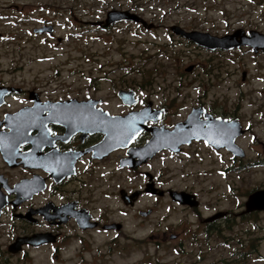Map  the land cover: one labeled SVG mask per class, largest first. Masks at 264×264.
<instances>
[{
  "label": "flooded vegetation",
  "instance_id": "flooded-vegetation-1",
  "mask_svg": "<svg viewBox=\"0 0 264 264\" xmlns=\"http://www.w3.org/2000/svg\"><path fill=\"white\" fill-rule=\"evenodd\" d=\"M255 1L258 0H250L252 5L262 3ZM260 20L264 21V14ZM149 22L154 25L153 29L147 30L149 32L161 27L158 22ZM46 25L49 24L44 23L41 27ZM249 26L242 25L220 36L207 30L179 27L188 32L196 31L215 37L231 35L239 30L249 40L257 36H250L251 32L264 35L259 28ZM174 34L172 31L171 35ZM180 39L210 55L248 54L257 64L258 72L264 71V64L259 60L264 57V49L242 45L229 51H211L182 37ZM253 40L255 45V38ZM190 67L195 69L196 64ZM247 73L243 72L242 82L247 81ZM257 75L254 79L264 81L263 76ZM55 83L17 82L0 78V264H13L15 258L26 256L29 250L47 248L54 249L58 259L66 228H74V232L68 236L77 240L80 258L86 252L92 253V264H103L112 254L113 246L126 252L130 243L142 253L141 244L145 238L125 232L130 219L135 222L139 220L140 229L144 226L141 221L153 224L154 228L149 231L146 240L156 250L163 249L168 255L173 252L189 261L195 259L197 262L194 264H250L256 259L259 247L255 245L254 228L235 227L238 220L248 225L252 221L256 223L257 217L264 214V210L248 205L252 195L264 192V178L256 179L252 188H238L242 192L240 196L235 195L237 188L235 183L232 184L233 208L222 209L219 204L207 216H203L202 212L208 206L194 188L178 189L170 185L178 179L193 177L187 172V167L189 160L198 155L194 148L197 145L204 146L208 152L228 153L234 171L243 170L249 174L251 169H264V97L254 105L255 110L247 121L239 113L225 112L218 103L198 101L187 108L184 117L170 122L167 120L169 116L177 118L174 115L179 114L175 102L156 105L140 97L137 88L126 86L121 89L135 91L137 102L128 106L117 97L123 111H115L103 93L101 81H88V85L81 90H73L66 83ZM261 94L264 96V91ZM69 103L80 108L81 112H65V115L56 112L63 105L67 108L71 105ZM197 109L199 112L194 113ZM144 110L149 111L150 120L128 145L116 149H112L111 144L106 145L108 139L101 129L105 125L99 123L95 126V121L108 115L126 117ZM193 115L197 118L195 124L203 129L214 126L218 123L214 121L217 119L228 123L237 121L238 130L242 132L234 142L240 149L238 154L227 147L217 148L204 139L190 140L188 136L175 140L173 150L163 149L147 159L138 157L140 149L154 138L156 129L173 132L179 124L192 120ZM63 116H67L65 121ZM91 121L96 128L90 126ZM245 138L251 142L243 147L240 142ZM251 155L256 158L252 159ZM161 157H168L175 163L174 168L169 164L160 166L158 161H161ZM241 180L244 185L251 181L245 177ZM173 193L188 194L190 199L182 204ZM144 197L152 198L147 208L143 207ZM222 198L218 195V201ZM115 200L119 208H112L110 202ZM163 202L168 206L165 216L176 208L185 212L178 226L160 228V223L169 221L165 217L161 220L159 215ZM191 217L194 220L189 224L187 221ZM226 230L232 233L225 235ZM46 233L56 235L57 242L39 247L25 245L16 253L11 252V246L17 240ZM110 234L114 236L110 238ZM98 235H104L107 239L95 246ZM258 239L264 240V236ZM229 247H233V251L225 258L223 251Z\"/></svg>",
  "mask_w": 264,
  "mask_h": 264
},
{
  "label": "rangeland",
  "instance_id": "rangeland-1",
  "mask_svg": "<svg viewBox=\"0 0 264 264\" xmlns=\"http://www.w3.org/2000/svg\"><path fill=\"white\" fill-rule=\"evenodd\" d=\"M260 1L264 2H255ZM262 3L252 5L250 0H0V78L17 82L53 81L56 82L54 85L66 83L73 90H81L88 85V81H101L103 93L115 111H123L117 94L127 86L137 88L140 97L156 105L174 101L179 114L174 115L177 118L169 116L167 120L170 122L184 117L187 108L198 101L218 103L225 112L239 113L247 121L255 110L254 105L264 97L261 94L264 81L254 79L257 74L264 77V71L258 72L257 64L248 54L210 55L171 35L170 27L178 25L207 30L219 36L231 33L242 25L264 32V21L260 20L264 14ZM112 10H129L146 20L158 22L161 27L149 32L131 23L106 29L92 25L104 21ZM44 23L54 26L53 36L33 33V29ZM259 60L264 64V57ZM193 64L196 68L186 72V68ZM244 71L248 72L246 82H242ZM237 102L240 103L236 110ZM250 142L249 138H245L240 143L246 147ZM194 148L198 155L189 160L187 167V172L193 177L178 179L170 186L194 188L208 206L203 209V216L209 215L210 210L219 204L222 209L233 208L232 184L235 183L237 188L235 195L240 196L242 192L238 188H252L256 179L264 178L263 168L251 169L249 174L243 170L234 171L230 155L226 152H208L202 145ZM250 157L256 158L253 155ZM158 164H169L173 169L175 163L168 157H161ZM243 177L251 181L244 185ZM218 195L223 196L221 201H218ZM110 203L112 208H119L116 200ZM151 203L152 198H143L144 208ZM167 208L164 202L160 206L161 220L169 218L168 222L159 224L161 229L170 225L176 227L184 218L185 212L178 208L165 216ZM193 220L191 217L187 222L192 224ZM137 222L139 220H128L125 232L145 238L141 244L142 253L130 243L126 252L113 246L112 254L103 264L197 262L173 252L165 254L163 249L156 250L146 240L149 231L154 228L153 224L141 221L144 226L140 229ZM247 226L254 228L255 245L259 247V254L250 264H264V240L258 239L264 236V214L257 217L256 223L252 221L248 225L238 220L235 228ZM73 232L74 228L65 229L58 259H55L54 249L47 248L29 250L26 256L15 258L13 264H92V253L86 252L83 258L79 257L77 240L68 236ZM231 233L228 230L224 232L225 235ZM112 236L110 234V238ZM95 239L96 246L107 237L98 235ZM231 251L233 247L225 248V258Z\"/></svg>",
  "mask_w": 264,
  "mask_h": 264
},
{
  "label": "water",
  "instance_id": "water-1",
  "mask_svg": "<svg viewBox=\"0 0 264 264\" xmlns=\"http://www.w3.org/2000/svg\"><path fill=\"white\" fill-rule=\"evenodd\" d=\"M121 22H134L137 24L143 25L147 29H152L154 27L153 24H148L146 20H144L139 15L132 13L131 11H118L114 10L108 13L107 20H106V27L111 26L114 24H118ZM101 25V23H99ZM172 31L178 35L181 36L189 41H192L197 46L211 50L216 51L218 49L229 51L233 50L235 48H239L242 45H250L254 47L255 49H264V35H261L258 32H251L250 36L255 34V45L253 44V39L249 40L250 38H247L243 35V31L239 30L231 35H226L224 37H215L210 34L206 33H200V32H188L182 29L179 26H172ZM36 33H42V32H48L49 34L53 33V27H46L39 30H35ZM248 40V41H247ZM253 40V41H252ZM193 70V67H190L187 69V72H190ZM136 93L133 91H120L119 97L122 99V101L128 105L131 106L132 104L136 103L137 100H135ZM71 105L66 106L63 105V109L60 111L61 108H59L56 112L64 113L69 112L73 114H77L81 112V109L78 107L73 106L72 103H69ZM66 108V109H65ZM148 110L141 111L139 113H134L133 115H128L126 117H102L100 120L95 121L94 123L97 126L99 123L105 125L104 127L101 126L102 132L105 133L106 139H108V142L106 141V145L112 146V149H116L118 147L126 146L136 137L141 131L144 129V124L150 120L147 113ZM198 113L199 110H195L194 113ZM162 115V112H160ZM160 115V117H161ZM195 115V114H194ZM194 115L191 117L193 118L187 123L179 124L175 131L168 132L164 129H156L154 131V138L143 148L140 149L138 152V157H145L144 159H147L149 157H152L155 153L162 151L163 149H172L175 140H180L183 137H190V140H201L204 139L208 141L210 144L216 146L217 148L221 147H227L229 151H232L234 154H238V151L240 150L235 145L236 138L242 134L241 131L238 130V123L230 122L224 120H214L217 121L214 126L203 129L202 127L195 124V121L197 120ZM67 116H63V119H66ZM213 124V123H212ZM194 125V126H193ZM90 126H92V121L90 122ZM93 128H96L92 126ZM100 129V128H99ZM210 129V130H209ZM225 137V138H224ZM177 138V139H176ZM111 139V142L109 141ZM105 143V142H104ZM127 143V144H126ZM103 144V143H102ZM178 144V143H177ZM237 151V152H236ZM242 152V151H241ZM243 155V154H242ZM241 155V156H242ZM175 196H177L175 199L177 201H180L182 204H186L189 199L190 195L188 194H178L173 193ZM248 205H252L253 207L256 206V209L264 210V192H259L254 195H252L249 199ZM193 206H196V204ZM251 206V207H252ZM111 229V228H106ZM57 236L53 235L51 233L46 234H37L33 235L28 238L19 239L16 241L14 245L11 246V252L16 253L19 249H21L24 245H30L34 247L46 245V244H54L57 242Z\"/></svg>",
  "mask_w": 264,
  "mask_h": 264
}]
</instances>
